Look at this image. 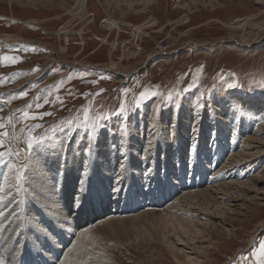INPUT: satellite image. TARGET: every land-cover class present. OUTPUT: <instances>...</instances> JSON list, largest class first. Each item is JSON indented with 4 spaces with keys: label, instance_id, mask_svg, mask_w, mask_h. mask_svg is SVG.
Instances as JSON below:
<instances>
[{
    "label": "rangeland",
    "instance_id": "rangeland-1",
    "mask_svg": "<svg viewBox=\"0 0 264 264\" xmlns=\"http://www.w3.org/2000/svg\"><path fill=\"white\" fill-rule=\"evenodd\" d=\"M125 1L130 0H0V57L17 61H0V123L5 125L0 132L8 133L0 151H11L0 159V195L5 198L0 211L8 218L17 204L23 211L19 192L35 187L38 170H45L47 185L53 175L65 179L78 167L81 178L67 182L73 184L69 211L56 208L59 213H52L47 203L39 208L63 219L79 218L80 201L77 207L75 201L86 190L87 175L97 168L91 161L98 159L111 170L104 190L110 208L102 217L74 227L51 264H59L66 251L76 247L82 229L98 243L90 241L79 252L101 254L95 256L98 264H177L163 243L149 237L154 229L138 224L143 220L126 221L121 228L102 224L112 201L141 202L120 211V217L165 209L188 190L208 189L232 154L240 149L256 152L264 142V0H154L156 8L149 14L135 11L142 5L131 8ZM145 89L157 95L137 107ZM169 93L173 100L166 99ZM121 101L127 108L123 117L114 114ZM25 111L38 119L25 120ZM104 115L109 119L100 120L102 127L93 130L89 142L85 119ZM68 120L73 121L71 127ZM249 137L256 143L244 142ZM29 139L44 142L33 150L27 148ZM89 143L94 147L86 156L83 150ZM129 153L133 159L127 162ZM246 156L239 167L217 175L214 184H228L229 191L241 194L228 200V220L194 219L203 231L205 241L197 246L204 252L197 257L185 254L190 258L207 264H256L253 252L264 241V155ZM179 160L186 169L184 179L178 178ZM193 168V185L183 189ZM18 172L23 174L19 185ZM166 172L175 186L169 194L166 185H158ZM241 182L247 184L244 190L234 186ZM152 187L156 195H146ZM56 193L53 197L59 199ZM151 200L160 203L152 206ZM31 202L27 195L22 203Z\"/></svg>",
    "mask_w": 264,
    "mask_h": 264
},
{
    "label": "bare ground",
    "instance_id": "bare-ground-1",
    "mask_svg": "<svg viewBox=\"0 0 264 264\" xmlns=\"http://www.w3.org/2000/svg\"><path fill=\"white\" fill-rule=\"evenodd\" d=\"M9 1H11V0H9ZM153 2H154V0H130L129 3H127L125 1V4H127V7H131V8L133 6H136V5H142V6H140V8L138 10H135V11L141 12L143 10L144 13L149 14V13H152V10L154 8H156L155 7L156 5L154 6ZM180 3H182L181 0H180ZM151 4H153V6H149ZM118 6H120V5H118ZM177 8L182 9L183 5H181ZM118 9L122 13L123 8L120 7ZM72 12H73V10H72ZM123 12L125 13V11H123ZM256 104L257 103H252L251 105H256ZM257 105H259V104H257ZM214 127L218 128L219 125L216 123V125H214ZM199 136H201V135H199ZM199 139L201 140L202 138H199ZM245 140H244V142L250 141L249 143H256V141H253L250 137L245 139ZM218 143L220 145L224 146V144L222 142H218ZM233 143L234 142H232L230 145L233 146L232 145ZM180 145L181 144H179L178 149H180ZM226 145L228 147L230 146L228 143ZM198 147H200V146H198ZM258 147H261V148L258 149V151L256 150V152H252V153L249 152V154L248 153L245 154V152H244L245 149H240L239 152L232 154L229 157V162L226 163L221 168L220 171H217V173L216 172L214 173L215 174L213 177L214 179H212L213 183L210 184L211 186L208 189H196V188L194 189L193 188L191 190H188L187 192L185 191L186 193L181 195L180 198L175 200L173 203H170V205L168 204V206L165 209L155 210V211L147 209V210L143 211V213L138 212L137 214L132 215L130 217H126V216L120 217L119 216L121 214V213H119L120 211L123 212L126 210L133 209L135 205H139L141 202L139 201L136 204L135 203H128L127 205H120V204H118V202L115 203L114 201H112L113 206L110 209V211L111 210L112 211H111V213L107 214V216H109V217L106 218L105 221L102 222V224L115 223L118 227L121 228L122 225L126 221L130 222L133 220H143V223H138V224L143 225L148 229L149 228L154 229V234H152L153 236H149V237L151 239H156V240L158 239L157 241L163 243L165 245L166 250H168L170 252V254L173 256V258L177 264H207V263H204L202 259L190 258V256L185 255V254H190V255L196 254V257H197L198 254L204 252L203 249H201L200 247L197 246V244H199L200 242L205 241L203 239L204 236L202 235L203 231H200L196 228L198 226H196V223H194V219L205 220V221L206 220L207 221L208 220H210V221L211 220H222V219L228 220V219H226V216L231 214V208H230L231 205L228 204V200L230 198H233L234 195L236 196V198H238V196H240V194H241V190L236 191V192H235V190L229 191V187H227L228 184L227 185L225 183L219 184V185L214 184L217 181L216 180L218 178L217 175H219V172H224V171L227 172L229 170L235 169L236 167H239L241 161L246 160V157H247L246 155H248L249 159L256 158L255 156H258V155H259L258 156V158H259L260 156L264 155V142L261 143L260 146H258ZM245 148H247V147H245ZM181 149L178 151L181 152ZM177 154H178V152H177ZM179 157L181 160L182 158H181L180 153H179ZM131 159H133V158L129 153L126 161L130 162ZM167 159L168 158L166 157L165 158V164H167V162L169 164V160L167 161ZM180 160H179L180 167H179L178 178L184 179V175H186L185 174L186 169L185 170L183 169L184 166H182V165L184 163H183V161L181 162ZM100 162L101 161H98V159H93L91 161L92 166H96L97 168L96 169L94 168V170H92L90 175H87L88 178L84 180V187L86 185V190L82 191V193L84 192L82 195L79 193L80 195L77 196V200L75 201L76 207L78 206V201H80V204H79L80 206H78V208H79L78 212L80 213L79 218H77L76 215L73 214L74 216L71 219L67 220L68 218L67 219L62 218L63 215H61V216L53 215L47 211L40 210V208H41L40 205H42V203H47L49 206L50 212H52V213H56V214L59 213L56 208H58V209L61 208L62 211H64V210L69 211L68 206H71L70 202H68V201H70V199L68 198V196L70 195L69 193H71L70 188L73 185L72 183H75L76 181H78L81 178V176H80L81 171L76 169L78 167L73 168L70 173L65 174L64 175L65 179L60 178L59 174L53 175L54 179L51 181V183L49 181V184L45 185L47 190L52 193V199L53 200L51 199L50 203H48L47 201L45 202V200H43V199L37 200L35 202H31L32 204L30 203V205H28L29 203L28 204L22 203L25 200V198L27 197V195H29L31 189H27L26 192H22L23 194L21 192H19V195H20L19 202H21L20 206L23 209V211L26 210L27 212H29L30 206H31V210H33L32 214L29 213V215L32 218L33 223L30 226L31 228L29 226L24 227L23 234L20 236V239L17 242L16 241V235L14 232V229H16V227H17V223L10 222V220H8L10 218H7V220L4 217L0 218V220H1L0 221V264H51V263H55V259L58 258L57 255L60 253L61 247H64L63 245H65V241L67 242V240H68V238H67L68 234L70 231H74L73 230L74 227H78L79 226L78 224H80L82 222H86V221L91 220L93 218L94 219L100 218V217H102L103 214L106 213L105 210L110 208L108 203H110L111 201L107 202V200L104 199L106 197L104 190L106 189L108 180L110 179V171L111 170L109 171V167H107L108 165H103V164L100 165ZM132 165H134V163H132ZM177 169H178V167H177ZM133 170H134V168H133ZM125 172H127V171H125ZM190 172H191V174L188 177L191 180L190 181L187 180L188 182H190V184L187 183L186 188H183V189H190L189 186L193 185L192 183L194 181L192 180V177L194 175V168ZM105 174H107V175H105ZM126 175L128 176L129 172H127ZM164 175L165 176H161V179L158 181V185H160V186L162 184L166 185L167 186L166 191H168V194H169L170 190L173 189V187H175V186L172 185L173 182L170 181L172 176L169 177L168 172H166ZM132 177H134V176H132ZM137 177H140V176H137ZM68 181L72 182V183H67ZM129 182L131 185L135 186L134 180L129 179ZM137 182L138 181H136V183ZM227 183H229V182H227ZM183 184H184V182H183ZM230 184H231V182H230ZM232 184H235V183L232 182ZM155 185H157V184H155ZM246 185H247L246 183L241 182V183H236V185H234V186H236L237 188H241V189L243 188L242 190H244V188H246L245 187ZM181 186H184V185H181ZM231 187H233V186H231ZM149 188L144 193L146 195H151V194L156 195V189H154L153 192H150V191H152L153 187L151 189H149ZM56 189H58L57 193L55 192ZM87 190H91V192L89 194L85 193V191H87ZM140 190L141 189H139V191ZM55 193L58 194L59 199L57 198V196L53 197L55 195ZM118 194L119 193H117V195ZM157 196H158L159 200H161L160 196L159 195H157ZM169 197H172V196H169ZM54 198H57L58 200H54ZM92 199H93V201H92ZM159 200L158 201L157 200H154V201L151 200L149 202V204L152 203L151 204L152 206H154V204L158 205L160 203ZM164 200L165 199H163L162 202ZM232 200H234V199H232ZM225 201H227V202L225 203ZM90 202H92V205L94 207V208L92 207L93 209H91ZM229 202H230V200H229ZM56 203H58L59 205L62 204V206L60 205V207L59 206L56 207ZM94 203H98V204H94ZM103 205H104V207H99V206H103ZM85 207L87 208V210H86L87 212L85 211V213H84ZM90 209L92 210L91 212L89 211ZM96 210H98V211H96ZM81 215L82 216L86 215L88 217V219L87 220L81 219L80 218ZM5 216L7 217V215H5ZM33 216L35 218H33ZM56 217H57L58 221L54 220V218H56ZM62 220H63V222H64V220H66L65 221V222H67V224H65L66 226L65 225H61V226L58 225V222H62ZM146 224H148V225H146ZM69 225H71V227H69ZM62 227L63 228L66 227V228L63 229ZM50 232L52 235H49ZM221 235H225V234H221ZM92 237L93 236L89 234V231H83V229H82V233L77 234V238L74 240V243L77 245L79 244V246L76 245V247H72L74 245L73 244L71 246V248H69V249L67 248L68 250L66 251L63 259L61 260V262L59 264H98L99 260L96 262L97 258L95 259V256H100L101 254L95 255L93 253L94 251L92 250L93 251L92 252L91 249L83 250V251L79 252V249L85 248V246L89 247L88 243L90 241H92L94 243H98V241H94V239ZM100 244H101V242H100ZM179 246H182V247H179ZM95 248H97V247H95ZM186 248L189 249L190 253H183L184 249H186ZM75 250H76V254L74 253ZM241 251L242 250H239V252H241ZM101 257H102V255H101ZM101 259L102 258H100V263L102 262Z\"/></svg>",
    "mask_w": 264,
    "mask_h": 264
},
{
    "label": "snow or ice",
    "instance_id": "snow-or-ice-1",
    "mask_svg": "<svg viewBox=\"0 0 264 264\" xmlns=\"http://www.w3.org/2000/svg\"><path fill=\"white\" fill-rule=\"evenodd\" d=\"M3 60H8V61H11L12 63L17 62L14 57H10V56L0 57V61H3ZM127 91L128 90L126 88L122 90V92H124V93H126ZM185 91H187V90L185 89ZM156 95H157L156 91L149 92L148 89H145L144 91H142L139 94V98L136 100V106L138 107L143 102V100L150 98V97H154ZM179 95H180V93L177 92L176 96H179ZM166 99L167 100H173L174 99L173 94L169 93L168 96L166 97ZM37 107L39 108L40 105H37ZM126 111H127L126 105L123 101H121L119 104L118 111L114 114L123 117V116H125ZM45 115H49V114L46 113ZM23 118L25 120H27V119H33V120L38 119V117H36V116L29 115V113L27 111L23 112ZM101 119L107 120V119H109V116L104 115L103 117H97L95 120H92V121L85 119L84 127H86L88 129L86 132V136H87L89 142L92 141V137L94 134L93 130L96 129L98 125L100 127H102V125L100 124ZM66 123L69 125V127H71L73 124V121L68 120V121H66ZM4 127H5V125L3 123H0V129H2ZM121 131H124V129L121 128ZM6 136H8L7 132H0V148L4 147V139L3 138ZM43 142H44L43 139H41L39 141H36L34 139H29V141L27 142V148L34 150L36 145L42 144ZM150 143L151 142H149V144ZM93 147H94V145L89 143V146L85 147L83 150L84 154L86 156L91 154ZM145 150L150 151L151 149H150V147L146 146ZM5 156H11V151H7V152L6 151H0V159H2ZM121 156H124L123 151H121ZM10 167H11V165H10ZM121 167H123V162H121ZM44 175H45V170H43V169L38 170L36 173L35 187H33L29 193L30 199L33 202H35L37 200H41V199L46 200V201H51L52 193L50 191H48L47 188L45 187ZM22 179H23V174L18 172L16 175L17 185L20 184V181ZM113 191H118V189H113ZM4 199H5L4 196L0 195V204L4 203ZM74 200H75V198H74ZM0 217H5L4 211H0ZM6 218H8V217H6ZM10 222L17 223V227H16V229H14L17 242L19 241L20 236L23 234L24 227L25 226L30 227L33 223L32 218L29 215V213L26 210L21 211L19 209L18 204L10 213ZM69 227H71V225H69ZM253 255L256 257V264H264V241L260 242L259 248L253 252Z\"/></svg>",
    "mask_w": 264,
    "mask_h": 264
}]
</instances>
